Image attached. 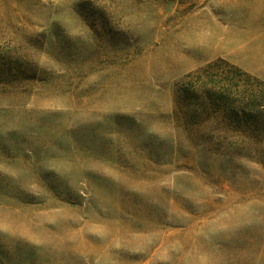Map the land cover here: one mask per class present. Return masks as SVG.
Returning a JSON list of instances; mask_svg holds the SVG:
<instances>
[{
  "label": "rangeland",
  "instance_id": "obj_1",
  "mask_svg": "<svg viewBox=\"0 0 264 264\" xmlns=\"http://www.w3.org/2000/svg\"><path fill=\"white\" fill-rule=\"evenodd\" d=\"M11 49L37 73L0 86V264H264V166L170 121L211 60L264 79V0H0Z\"/></svg>",
  "mask_w": 264,
  "mask_h": 264
},
{
  "label": "trees",
  "instance_id": "obj_2",
  "mask_svg": "<svg viewBox=\"0 0 264 264\" xmlns=\"http://www.w3.org/2000/svg\"><path fill=\"white\" fill-rule=\"evenodd\" d=\"M27 56L31 53L0 50V86H16L19 77L37 73ZM170 121L174 141L202 158L250 160L264 166V79L223 57L177 81Z\"/></svg>",
  "mask_w": 264,
  "mask_h": 264
}]
</instances>
